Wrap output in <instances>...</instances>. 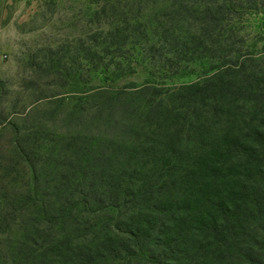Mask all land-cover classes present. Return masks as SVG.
<instances>
[{
  "label": "trees",
  "instance_id": "trees-1",
  "mask_svg": "<svg viewBox=\"0 0 264 264\" xmlns=\"http://www.w3.org/2000/svg\"><path fill=\"white\" fill-rule=\"evenodd\" d=\"M134 1L93 0L94 32L31 61L23 89L48 101L8 123L0 264H264V56L233 23L264 0ZM135 56L162 80L204 69L89 86Z\"/></svg>",
  "mask_w": 264,
  "mask_h": 264
},
{
  "label": "rangeland",
  "instance_id": "rangeland-1",
  "mask_svg": "<svg viewBox=\"0 0 264 264\" xmlns=\"http://www.w3.org/2000/svg\"><path fill=\"white\" fill-rule=\"evenodd\" d=\"M141 1V3H140ZM167 0H150L153 9L168 8ZM93 0H0V152L7 153L11 137L8 123L18 116L29 113L33 107L46 108L48 100L34 102L33 94L23 86L35 80L30 68L31 61L40 63L44 50L56 48L59 44L94 32L95 24H89L83 17L87 10L95 9ZM146 0H135L133 8L144 5ZM151 2V3H150ZM87 13V12H86ZM234 41L254 57L264 56V7L249 10L235 19ZM132 71L114 83H106L104 75L91 74L90 87L105 86L120 88L124 85H141L150 80L173 88L193 83L201 78L203 65L188 66L184 73L166 80L142 58L135 56ZM204 69V68H203ZM88 86V87H89ZM35 96L40 95L35 93ZM4 149V151H2Z\"/></svg>",
  "mask_w": 264,
  "mask_h": 264
}]
</instances>
